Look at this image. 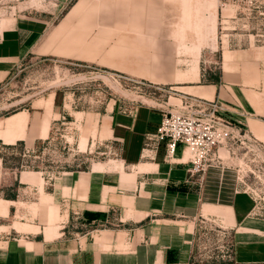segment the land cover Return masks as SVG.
Returning a JSON list of instances; mask_svg holds the SVG:
<instances>
[{
	"label": "rangeland",
	"instance_id": "obj_1",
	"mask_svg": "<svg viewBox=\"0 0 264 264\" xmlns=\"http://www.w3.org/2000/svg\"><path fill=\"white\" fill-rule=\"evenodd\" d=\"M169 1L0 0V25L25 17L37 24L34 49L0 84V120L19 111L29 120L26 141L0 140V199H14L0 200V236L9 231L4 209L10 204L35 226L46 227L55 214L65 220L67 202L59 209L46 194L56 193L59 203L67 172L97 163L127 171L124 140L111 133L119 121L149 119L145 154L162 117L186 102L230 104L236 89L243 98L264 95V0ZM216 85L224 89L214 98L209 90ZM46 114L49 132L40 138ZM245 152L221 147V167L235 173L263 210L264 157L251 161ZM189 159L180 152L174 161ZM29 172L36 179L19 183ZM112 215L94 229L115 227L119 214ZM74 217L71 231L91 229L81 214ZM199 224L196 264L230 263L222 259L223 229L212 218Z\"/></svg>",
	"mask_w": 264,
	"mask_h": 264
},
{
	"label": "crops",
	"instance_id": "obj_2",
	"mask_svg": "<svg viewBox=\"0 0 264 264\" xmlns=\"http://www.w3.org/2000/svg\"><path fill=\"white\" fill-rule=\"evenodd\" d=\"M215 20L213 15V28ZM10 23L0 25V84L32 52L36 41L35 20L25 17ZM213 87L209 96L216 98L224 85ZM229 101L223 104V114L264 143V95L243 98L236 89ZM46 118L47 114L40 122V138L49 132ZM121 121L112 126L111 133L124 140L127 171L97 163L67 172L59 203L56 193L46 195L59 209L67 202L68 214L63 221L61 215H53L46 227L25 222L15 215L14 204L7 206L9 231L0 236V264H196L193 254L199 223L211 218L223 229L224 239L230 236L233 242L230 263L225 264H264V209L255 205L235 173L220 164L191 174L186 162L167 161L163 148L143 154L149 119ZM28 123L26 111L0 120V140L4 144L26 141ZM30 174L22 173L19 183L35 180ZM0 200L8 205L14 199ZM113 210L119 214L115 227L94 229L97 223L112 219ZM75 214H81L85 227L91 229L81 226L83 231H71L69 222ZM30 229L39 231L31 234Z\"/></svg>",
	"mask_w": 264,
	"mask_h": 264
},
{
	"label": "built area",
	"instance_id": "obj_3",
	"mask_svg": "<svg viewBox=\"0 0 264 264\" xmlns=\"http://www.w3.org/2000/svg\"><path fill=\"white\" fill-rule=\"evenodd\" d=\"M224 111L225 107L214 101L186 102L182 109L162 117L157 132L147 138L145 146L148 151L163 148L169 162H173L178 153L188 151L190 159L186 163L191 174L203 173L211 162L222 164L221 147L232 154L244 149L251 161L263 160L264 143L228 119ZM260 168L264 169V166ZM223 248L224 256L231 260L233 242L230 236L225 237Z\"/></svg>",
	"mask_w": 264,
	"mask_h": 264
},
{
	"label": "bare ground",
	"instance_id": "obj_4",
	"mask_svg": "<svg viewBox=\"0 0 264 264\" xmlns=\"http://www.w3.org/2000/svg\"><path fill=\"white\" fill-rule=\"evenodd\" d=\"M188 155H189V152L188 151H185Z\"/></svg>",
	"mask_w": 264,
	"mask_h": 264
}]
</instances>
